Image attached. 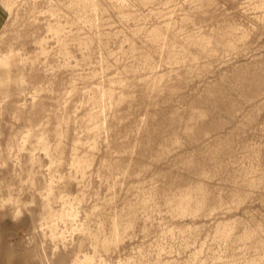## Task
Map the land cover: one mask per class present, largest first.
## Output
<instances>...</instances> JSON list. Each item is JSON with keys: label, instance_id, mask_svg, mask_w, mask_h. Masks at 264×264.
I'll list each match as a JSON object with an SVG mask.
<instances>
[{"label": "rangeland", "instance_id": "obj_1", "mask_svg": "<svg viewBox=\"0 0 264 264\" xmlns=\"http://www.w3.org/2000/svg\"><path fill=\"white\" fill-rule=\"evenodd\" d=\"M0 264H264V0H0Z\"/></svg>", "mask_w": 264, "mask_h": 264}, {"label": "clouds", "instance_id": "obj_2", "mask_svg": "<svg viewBox=\"0 0 264 264\" xmlns=\"http://www.w3.org/2000/svg\"><path fill=\"white\" fill-rule=\"evenodd\" d=\"M160 194L163 195L162 190L160 189Z\"/></svg>", "mask_w": 264, "mask_h": 264}]
</instances>
